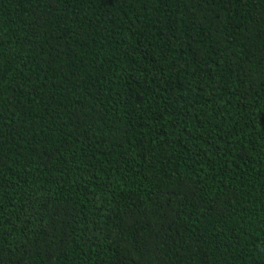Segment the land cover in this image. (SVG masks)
<instances>
[{
  "label": "trees",
  "instance_id": "1",
  "mask_svg": "<svg viewBox=\"0 0 264 264\" xmlns=\"http://www.w3.org/2000/svg\"><path fill=\"white\" fill-rule=\"evenodd\" d=\"M0 264H264V0H0Z\"/></svg>",
  "mask_w": 264,
  "mask_h": 264
}]
</instances>
